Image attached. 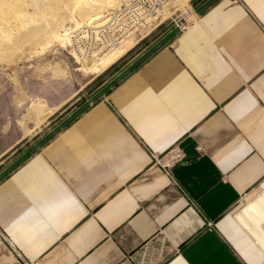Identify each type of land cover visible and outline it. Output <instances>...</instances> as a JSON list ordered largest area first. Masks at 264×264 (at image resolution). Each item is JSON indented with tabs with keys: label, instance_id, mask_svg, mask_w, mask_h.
<instances>
[{
	"label": "crops",
	"instance_id": "obj_1",
	"mask_svg": "<svg viewBox=\"0 0 264 264\" xmlns=\"http://www.w3.org/2000/svg\"><path fill=\"white\" fill-rule=\"evenodd\" d=\"M251 200L264 0H216L0 180V264H264Z\"/></svg>",
	"mask_w": 264,
	"mask_h": 264
},
{
	"label": "rangeland",
	"instance_id": "obj_2",
	"mask_svg": "<svg viewBox=\"0 0 264 264\" xmlns=\"http://www.w3.org/2000/svg\"><path fill=\"white\" fill-rule=\"evenodd\" d=\"M100 1L0 0V180L85 104L98 99L103 85L110 86L113 78L131 72L135 63L140 65L167 44L174 20L198 12L190 0L184 6L173 4L166 18L158 16L153 24L130 33L126 49L92 72L87 65L110 47L88 43L113 5ZM186 6L188 11L182 9ZM83 54L85 65L79 58ZM122 56L116 74H102Z\"/></svg>",
	"mask_w": 264,
	"mask_h": 264
},
{
	"label": "built area",
	"instance_id": "obj_3",
	"mask_svg": "<svg viewBox=\"0 0 264 264\" xmlns=\"http://www.w3.org/2000/svg\"><path fill=\"white\" fill-rule=\"evenodd\" d=\"M177 0H114L108 12V17L97 31L88 36L92 46H115L130 33L151 25L157 19L159 12L170 8ZM176 5V4H175ZM168 15H164L166 18ZM193 18V17H192ZM191 17L182 16L174 20L175 29L180 32L192 21ZM160 20V19H159ZM182 149L172 144L163 151L151 152L152 161L160 165L166 172L181 157ZM23 264H34L24 262Z\"/></svg>",
	"mask_w": 264,
	"mask_h": 264
},
{
	"label": "bare ground",
	"instance_id": "obj_4",
	"mask_svg": "<svg viewBox=\"0 0 264 264\" xmlns=\"http://www.w3.org/2000/svg\"><path fill=\"white\" fill-rule=\"evenodd\" d=\"M100 2L104 3L106 5H112L114 3V0H101ZM186 2H187V0H177L175 2V4H176V6H177V4L184 6V5H186ZM188 7L186 6L182 9L184 11H188ZM168 9L169 8H165V9L161 10L159 12V15L163 16V15L168 14V11H169ZM59 36H60L61 40H68L69 39V37H63L62 35H59ZM128 43H129V40L124 38L120 44H117L116 46L108 47V49L103 51L98 57L95 58V60H93V63H91L90 65H87L86 68L89 69L88 71H92V72L102 70L107 65H109L112 61H114L126 49ZM0 57H1V55H0ZM85 57L86 56L84 54L82 56H79V58H82V63L84 65L86 64ZM244 210L246 211L251 222L258 229L260 235L264 238V209H263V207L258 202L251 200L250 202L246 203Z\"/></svg>",
	"mask_w": 264,
	"mask_h": 264
},
{
	"label": "trees",
	"instance_id": "obj_5",
	"mask_svg": "<svg viewBox=\"0 0 264 264\" xmlns=\"http://www.w3.org/2000/svg\"><path fill=\"white\" fill-rule=\"evenodd\" d=\"M216 0H190L192 6L195 8L196 11L198 12H201V11H204L205 9H207L209 6H211ZM178 31L173 28L172 29V32L168 38V43L173 39L175 38V36L177 35ZM122 58H119L118 60H116L114 63H112L107 69H105L102 74H107V73H110V74H116L119 70H120V65L119 63L122 61ZM139 65L138 64H134L133 65V69L137 68ZM125 76V75H123ZM122 76V77H123ZM121 77V78H122ZM114 80L112 81V83L110 84V86L112 85H115L117 82H118V78H113ZM110 86L108 84H105L103 85V88H104V92H107L109 89H110ZM89 106L85 104V106L81 109V111H83L84 109H86L87 107ZM76 116V115H75ZM74 117H71L69 120H67L65 123H64V126L68 125L74 118ZM53 137V136H52ZM52 137H49L47 140L51 139ZM47 140H44L43 142H46Z\"/></svg>",
	"mask_w": 264,
	"mask_h": 264
}]
</instances>
